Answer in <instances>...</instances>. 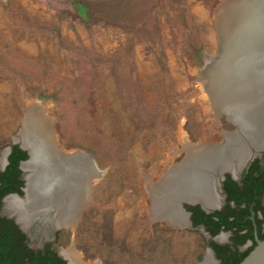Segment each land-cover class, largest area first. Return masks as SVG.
I'll return each mask as SVG.
<instances>
[{"label":"rangeland","instance_id":"rangeland-1","mask_svg":"<svg viewBox=\"0 0 264 264\" xmlns=\"http://www.w3.org/2000/svg\"><path fill=\"white\" fill-rule=\"evenodd\" d=\"M79 1L0 0L1 152L42 101L58 146L105 170L79 224L31 227L32 246L74 247L90 264L214 262L202 227L152 217L148 187L184 159L186 139L220 144L235 129L199 71L249 24L224 33L244 0H81L86 13Z\"/></svg>","mask_w":264,"mask_h":264},{"label":"bare ground","instance_id":"bare-ground-1","mask_svg":"<svg viewBox=\"0 0 264 264\" xmlns=\"http://www.w3.org/2000/svg\"><path fill=\"white\" fill-rule=\"evenodd\" d=\"M251 3L250 10L244 20L249 24H246L238 32V35L229 41L225 46L227 51L228 49H236L245 42H251V39L257 34L264 35V0H254ZM260 20H263L262 23H259ZM257 26L261 28L256 29ZM234 29L230 30L229 34L233 33ZM250 53V50L247 49L235 52L233 65H236L234 71L237 72V75L233 72L231 79L221 83V86L214 94L212 104L217 114L221 116V114L227 112L228 104L239 105L240 102L246 100L249 103L247 107L237 106L238 108H234H236L235 111L237 113L249 120L251 128L245 130L248 141L254 147L260 148L264 144V82H260L257 73L255 74L253 70L248 72L244 70L246 61L249 59L246 57ZM254 58L259 59V56ZM218 65V61L210 60L199 71L200 81L206 82L208 79H213L214 82V79L216 80L218 76ZM241 74L248 75L250 80L242 82L240 79ZM24 117L26 130L21 136L16 137V140L22 141L24 146L31 150L32 159L24 165V168L32 172H38V158L44 159L43 154L47 151L46 143L49 144L48 130L52 131L53 121L49 115V107L42 101H35L30 107L26 108ZM217 119H220V117ZM35 133H37V137L40 140H44V142H40L44 148L39 156L35 152ZM225 135L233 140L227 145L226 151H219L218 153L215 152L216 146L203 142L196 144L187 139L184 141L182 150L186 153L184 159L180 163L171 165L168 172L161 177L158 183H152L148 187L153 200V206L151 205L153 218L167 220L174 225L182 227L187 225L189 221L188 215L179 206L181 200H198L208 207H215L219 204L220 195L216 189V176L210 174L208 170L218 171L220 168H230L232 172L236 173V167H241L251 156V151L248 150L243 139L231 133H225ZM65 155L62 161L58 160L59 167L65 169V173L71 171L76 179L81 177L84 179L83 176L87 177L90 174V177H92L91 189L96 180L103 178L105 171H93L95 161L82 154L79 150L68 151ZM68 164L70 169L66 170L69 167ZM28 179L26 197L21 200L16 197H9L6 200L7 209L18 215L19 220L26 228L31 225L32 220L37 216H40V224L43 226L50 225L51 227L63 224L68 230L75 228L73 224L77 225L75 220L76 214L78 215V205L87 201L89 189L87 188L86 179L80 180L79 188L74 191L73 196H68L70 194L66 196L68 193L64 189L66 185L57 186L56 184L59 182L56 178L55 181L46 186L42 184L36 185L37 173L29 175ZM51 193L54 195H51ZM86 205H89V203ZM62 253L70 261V264H90L82 261L80 253L74 247H70ZM203 264H214V262L208 256Z\"/></svg>","mask_w":264,"mask_h":264},{"label":"trees","instance_id":"trees-1","mask_svg":"<svg viewBox=\"0 0 264 264\" xmlns=\"http://www.w3.org/2000/svg\"><path fill=\"white\" fill-rule=\"evenodd\" d=\"M78 6L82 13L87 12L81 0ZM27 159L28 153L14 145L6 169L0 168V264H67L52 243L33 248L15 220L1 214L6 196L24 194L25 181L20 164ZM260 162V158L256 159L240 181L226 175L223 182L226 201L221 210L208 214L200 206L186 205L192 212L195 227L203 225L212 236L222 231L232 232L229 244L208 242L222 264H241L257 246L256 236L264 240V167ZM248 241L253 245L243 250Z\"/></svg>","mask_w":264,"mask_h":264},{"label":"water","instance_id":"water-1","mask_svg":"<svg viewBox=\"0 0 264 264\" xmlns=\"http://www.w3.org/2000/svg\"><path fill=\"white\" fill-rule=\"evenodd\" d=\"M251 1L252 0H244L240 3L238 11L235 14L232 22H230L228 25L224 26V33L234 29L235 26H237L243 20H245L247 13L249 12L250 7L252 5ZM219 41H220V34H219ZM263 43H264V35L263 34H259V35L257 34V35H255V37H253L251 39V42H249V43L245 42L244 44H241V46L237 47L236 49H231V50L228 49V51H227L226 47L224 45H222L221 41H220V54L217 58L213 59V61H215V62L218 61V64H219L218 65V71H217L218 76H217L216 80L214 79V82H213V79L206 80V81H209V83L211 84L212 90L216 92L219 89V87L221 86V83L223 81L232 78L233 72L235 75H237V72L234 71V68L236 65H233V58L235 56V52H238L239 50H244V49L250 50V52H251L250 55L246 57L249 59H247L246 64H245V66H246V68L244 69L245 72L253 70V72H255V74L257 73L260 82H264V77H263L264 76V55H263L264 50H255V48L264 46ZM255 56H259V59L254 58ZM240 79L242 80V82H245V81H249L250 77H248V75H244V74L242 75L241 74ZM248 104L249 103L246 100L240 102L239 105L228 104V106H227L228 109L226 110L228 113L225 112V116L227 117V119L229 121H231L233 123V125L235 126V129L233 131H226V130L222 131L223 132V139H224V141L222 143H220V144H208V145L216 146L217 148L215 149V152H217V153L219 151H221V152L224 150L226 151L228 148L227 145H229L232 142L231 140H233V139L226 137L225 133H231V134H234V136H238L241 139H243L244 143L247 145L246 147L248 148V150L251 151V156L249 157V159H247L241 165V167L240 166L236 167V169H237L236 173L232 172V169H230V168H220V169H218V171L208 170V172L210 174H213L214 176H216V189H217L218 193H220L219 187H221V182H223V180H225L227 174H230L235 180H239L242 172L248 167L250 162H252L256 157L260 156L264 152V144L262 145V147L256 148L252 145L251 142L248 141V137L246 136L245 130L251 128L250 127L251 125L248 122L249 120L245 116L237 113L235 111L236 108H234L237 106L238 107L239 106L240 107H247ZM25 130H26L25 117L23 116L21 130H20V133L16 137L21 136V134H23ZM16 137L14 138L13 144L1 152L2 156H1L0 160L2 162V168H5L6 165L8 164V156L11 153L12 146L14 144H19L20 147L28 153V159L26 161L21 162V165H20V168L23 172V179L25 181V185L23 187L24 194L23 195L10 194V195L6 196L3 200V203H4L3 207L6 209L7 217L14 219L15 222L21 228V230L28 236V238H30L29 236H31L29 234V230L31 229V227H33L35 229V231H39L41 229H44L45 231H50V230L58 231V230H62V229L68 230V228H66V226L63 224H61L59 226H51V227H50V225L43 226L40 224L41 223L40 216L34 217V219L31 222V225L26 228L21 223V221L19 220L18 215L12 213L10 210L7 209L6 200L9 197H11V196L16 197L19 200L24 199L26 197L27 189H28V180H29L28 177L31 174L34 175V173H37L36 185L42 184V185L46 186V185L51 184L52 181H55L56 179H58L59 183L56 184L57 186L63 185V184L66 185V187L64 188L68 192L66 194V196L68 194H70L68 196H73L72 194H74V191H76L77 188H79L80 180L86 179L85 181L87 182V188L89 189V192L87 195V201L85 203L81 202V204L78 205V209H77L78 215L76 214V220H75L77 222V225H78L81 218H82V214H83L84 210L88 206H90L91 203H93V189H94L95 183L100 181L101 179L96 180L93 188L91 189L92 177H90V174H88L87 177L83 176L84 179H82V177L80 179H76L73 177L74 175H72L71 171L68 173H65V169L59 167L60 164H58V160L60 159L62 161L66 156L65 155L66 152L71 151V150L63 149V148L58 146L57 140L55 137L54 125H52V131L48 130V136L47 137H48V143L49 144H47L45 142L47 145V151L45 154H43L44 159L38 158V163H39L38 164V169H39L38 172H32V171L26 170L24 168V165L27 164L28 162H30L32 159L31 150L28 147L24 146V143L22 141L16 140ZM34 137L36 138V140L34 138V145L36 148L35 152L39 156V154L40 155L42 154V151L44 148L41 144L42 142H44V140H40L37 137V133L34 134ZM88 155H90V154H88ZM94 161H95V159H94ZM69 169H70V165H69L68 169H66V170H69ZM97 170L98 171H105V170L100 169L97 162L95 161V167H93V171L96 172ZM91 171H92V169H91ZM51 195H54V194L51 193ZM87 203H89V205H86ZM186 204H188V205H200L202 207V209L205 210L207 213H213V212L220 210L222 208L223 199L220 196L219 204L215 207L205 206L201 201H198V200L197 201H195V200H192V201L181 200L179 202V206L188 215V221H189V224H191L190 213H188L187 210L185 209ZM74 225L75 224H73V227L77 226V225H75V226ZM62 252L63 251H59L58 252L59 255L67 261V264H70V261L63 255ZM209 254H211L213 256L211 250H209ZM241 264H264V240L258 239L257 246L243 260V262Z\"/></svg>","mask_w":264,"mask_h":264},{"label":"flooded vegetation","instance_id":"flooded-vegetation-1","mask_svg":"<svg viewBox=\"0 0 264 264\" xmlns=\"http://www.w3.org/2000/svg\"><path fill=\"white\" fill-rule=\"evenodd\" d=\"M14 145H18L19 147H20V145L19 144H14ZM13 145V146H14ZM13 146H12V150H13ZM21 148V147H20ZM22 149V148H21ZM12 150H11V153H12ZM23 150V149H22ZM10 153V154H11ZM10 154H9V156H10ZM1 150H0V158H1ZM9 156H8V163H9ZM258 158H260L261 159V162H260V166L261 167H264V152L260 155V156H258V157H256L252 162H250V164L248 165V167L242 172V174H241V176H240V178H239V180H236V181H240L241 180V178H242V176H243V174H244V172L251 166V164L256 160V159H258ZM23 162V161H22ZM8 165V164H7ZM7 165H6V167H7ZM21 165V164H20ZM6 167L5 168H2V162H1V160H0V168L2 169V170H5L6 169ZM232 177V176H231ZM233 178V177H232ZM226 179V178H225ZM234 179V178H233ZM235 180V179H234ZM225 180H223V182H224ZM223 182H222V184H221V193L222 194H220V196L221 197H223L222 199H223V206H224V204H225V201H226V195L224 194V191H223ZM10 195V194H9ZM186 205H188V204H186ZM186 205H185V209L187 210V208H186ZM191 206H200V205H191ZM222 206V207H223ZM201 207V206H200ZM202 208V207H201ZM222 209V208H221ZM220 209V210H221ZM205 211V210H204ZM187 212L188 213H190V221H191V224H189V222H188V224L189 225H191V226H193V227H195L194 225H193V222H192V219H191V217H192V212L191 211H189V210H187ZM206 212V211H205ZM207 213V212H206ZM208 214H210V213H208ZM198 227H202L205 231H206V229H205V227L203 226V225H200V226H198ZM198 227H195V228H198ZM206 233L209 235V240L207 241V247H208V250H211L212 251V254H213V258H214V262H215V264H222V262H221V260L217 257V255H216V252H215V250H214V248H212V246H210V244L208 243L210 240L211 241H213V242H215V243H218V244H220V245H224V244H229L230 242H231V237H232V232H230V231H222V232H220L219 234H217V235H215V236H212V234L210 233V232H208V231H206ZM222 233H226L227 234V236L229 237L228 238V241L227 242H224V243H221V242H218V241H216L217 239H219V237H220V235L222 234ZM257 235V234H256ZM258 239L260 240V238H259V236L257 235L256 236V240H257V243H258ZM29 241H30V239H29ZM46 243H52L51 241H46L44 244H46ZM30 244H31V242H30ZM44 244H43V246H44ZM53 244V243H52ZM32 245V244H31ZM253 245V242L252 241H248L242 248H243V250H246V249H248L250 246H252ZM42 246V247H43ZM41 248V247H40ZM53 248H54V245H53ZM58 252V251H57ZM59 254V253H58ZM63 258V257H62Z\"/></svg>","mask_w":264,"mask_h":264}]
</instances>
